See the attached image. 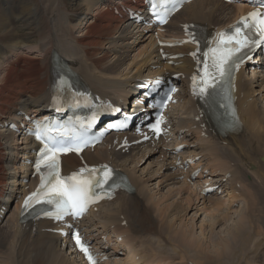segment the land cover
I'll return each instance as SVG.
<instances>
[{
  "label": "bare ground",
  "instance_id": "1",
  "mask_svg": "<svg viewBox=\"0 0 264 264\" xmlns=\"http://www.w3.org/2000/svg\"><path fill=\"white\" fill-rule=\"evenodd\" d=\"M0 1L4 4L0 5V11H2L0 19L7 21V24H4L5 22L0 20V123L4 118L15 119V114L23 107L45 100L48 92L47 80H52V77L48 75V60L52 51L72 60L73 67L78 74L102 99L109 98L116 101L129 88L139 85L140 82L155 76L181 73L182 77L178 79L181 94L178 97L179 100H185L181 106L184 111L181 115L175 114V117L178 116V120L173 123V136L174 133L177 135L181 131L185 133L184 138H187L188 133L194 136L193 141L199 143L202 151L208 153L207 156L213 161L209 167L211 173L220 174L215 175L217 178L213 182L222 180L227 169L230 168V164L236 166L233 170L236 176H231L228 179L230 182L225 184L228 186L225 193L227 199L212 198L209 206L204 209L202 207L199 211L203 210V213L208 214L209 219L215 218L213 223L209 221L211 223L209 227L213 228L218 226V220L220 221L222 216L230 213L229 209L240 201L243 203L242 211L240 212L238 209L232 212L238 211L240 218L236 225L234 224V228L229 226L226 229V237L217 236L215 239H211V236L208 241L200 242L193 238L192 231L184 228V225H178L177 221L174 223L168 221V218L171 217L178 219L179 212L177 211L180 208L186 212L193 208L197 188H185L184 191H177L176 195L187 194L184 202L176 203L173 213L166 214L162 211L161 215L160 208L167 211L173 205H164L165 197H161L157 202L150 201L147 198L148 191L146 195L144 179L137 174L138 171L141 173L144 171L139 169L140 166L137 167L138 163H135L134 171L128 168L129 163L134 161V158L132 159L134 151L150 147L151 152L159 153L162 148H165L167 152H161L160 170L169 169L165 174L169 176L163 177L164 183L160 180L156 184L159 186L171 185L179 177L177 172H172V161H168L173 147L176 144L192 147L195 142L189 144L186 140H181L178 143L175 141L172 147H165L162 145L163 140L149 135L134 138L131 134H121L109 137L102 143V145L106 144L103 147L97 146L78 156L63 157L61 167L64 174L78 170L85 165L109 164L115 169L121 170L135 188L132 194L119 193L116 200L107 204L111 205L107 210L102 208L101 215H99L100 206L95 208V213L90 215L96 219L99 229L112 231L113 234L110 237L114 238V242L117 244L114 246L117 249L114 246L111 247L112 249L108 248L111 238L105 239L104 235L106 234L103 232L97 233L96 236L90 235L91 221L89 219L84 220L81 224L86 239L94 242L93 247H99L107 254L108 252L112 253L104 264H109L111 257L117 256L118 249L122 247L125 248L127 255L125 258L123 257L124 260L120 264H174L176 255L181 261H186L187 254L191 252L195 255L193 262L198 264H264V217L257 215L263 214L264 210L254 211L252 217L258 216L255 220L251 218V214L246 215V210H249L250 206L264 204V168H262L264 167V156L259 159V163L262 161V164L257 165L260 166L261 173L254 163L251 164V161H247L245 170H241L237 164L239 162L237 159L240 157L253 159L251 158V147L248 144L251 145L254 140H249L246 129L252 130L251 134H257L256 140L258 139L259 143L262 142H260L261 139L264 140V106H259L257 100L254 101L257 94H261V100L264 99V78L262 76H255L253 73L250 77L242 78V70L238 71L235 86L236 103L242 122L239 128L241 133L234 135L223 128H217L213 140L203 141V137L208 135L214 127V116H212V122L206 121L204 118L199 120L200 109L204 110L202 104L206 98L201 99L193 93L189 94L187 89L190 85L189 80L192 81L193 68L196 65L195 60L190 56L193 47L185 45L165 50L171 55L176 53L181 55L176 65L168 66L167 59L161 60L158 55L159 48L153 33L142 36L137 31V38L132 39L134 28L102 8L98 0H64L58 3H51V0H28V5L33 10L22 9V11H18L17 17H14L10 10L12 9L13 12L16 10L14 2L12 3L11 0ZM5 9L7 11H4ZM246 10L247 7L244 5H228L218 0H193L170 20L165 27V32L158 33L156 37L165 40H179L185 35L186 26L190 24H199L211 30H220L228 27L238 15L243 14ZM44 13L45 15H43ZM145 42L146 46L141 47ZM136 47H140L137 55L133 58V61L136 59L139 63L137 68L136 70L134 68V74L129 70L124 74L126 77L120 79L116 75L117 69L126 63V69L128 66H132L133 61L130 59V54ZM144 66L147 68L145 69ZM252 78L255 80L254 83L249 81ZM130 82L132 83L130 84ZM256 107L259 110L263 107L262 113ZM177 108L174 106L170 114L174 115L173 111ZM13 138V133L0 127V209L7 208L5 203H7L8 197L5 198V195L10 178H14V186L17 187L10 190L13 193L9 199L11 203L16 200L18 195H26L36 185L28 173L24 174V169H26L24 165L20 167L17 165V161L23 156H26L23 157V160L32 158L28 154V141L18 142ZM138 139H140L139 142H137ZM197 139L201 142H198ZM121 142L126 143L124 148H120ZM222 143L227 145V148L223 146L222 148ZM199 154L200 152H196V155ZM6 155L11 156L8 158ZM143 156L144 154L141 158ZM151 157L152 155L146 161ZM251 166L256 167V170L255 168L252 170ZM182 177L186 179L187 174H183ZM246 177L252 178L246 179ZM20 178L21 181H19ZM158 178L162 177L155 179ZM250 179L251 181L248 182ZM28 180L29 182H27ZM239 187H246V189L244 192H240ZM180 197V200L177 201L181 202L183 199L182 196ZM151 198L154 200L152 196ZM21 203L22 199L15 204L11 214L14 217V229H11L8 238H11L12 248L16 245L17 262L14 261L13 253L12 261L9 263L20 264L19 259L22 258L21 264H81L79 259L73 256L72 251H67L69 240L63 236L66 231V222L40 219L20 224ZM204 203L205 201L202 202V204ZM222 203H225L226 206H223ZM153 208L156 209L150 213ZM195 208L197 209V205ZM96 212L99 214L95 215ZM131 213H136L138 216L132 220L128 216ZM8 216L5 217V220ZM5 222L2 227L0 226L2 229L0 236L7 234L3 229L8 226L9 222ZM151 226H154L155 234L153 235L157 236L161 246L164 243L173 247L172 251L177 253L175 256L173 255L174 257L160 256L159 250L151 252L144 244L141 246L151 255L136 254L135 241L152 234L146 230ZM202 227L200 225L199 230L203 236L206 234ZM147 246L150 249L153 248L149 243ZM3 251L7 252L6 245ZM25 256L30 257L33 261L28 262L26 258L25 262ZM3 259L4 262L1 263ZM5 260L6 258H0V263L4 264Z\"/></svg>",
  "mask_w": 264,
  "mask_h": 264
},
{
  "label": "snow or ice",
  "instance_id": "2",
  "mask_svg": "<svg viewBox=\"0 0 264 264\" xmlns=\"http://www.w3.org/2000/svg\"><path fill=\"white\" fill-rule=\"evenodd\" d=\"M178 0H152V15L160 22L166 23L168 16L178 10ZM186 32L189 40L195 43L199 49L200 40L192 31ZM264 45V0H260V10L253 11L242 17L233 26L230 32L217 33L213 46L207 47L198 58L196 52L191 53L197 63V71L192 76L193 95L201 99L220 96L219 106L229 109L230 123L235 126L238 122L234 109L231 108L230 86L234 79V72L244 63L245 59H251L249 55L257 47ZM160 82L157 81V84ZM228 85V89H225ZM172 88L166 94V98L155 105L163 108L171 99ZM227 101V103H225ZM96 119L95 116L92 117ZM160 119L151 124L150 128L157 135L160 134ZM91 127L89 121L87 127L83 124L71 134L61 130L58 135H52V126L47 122L35 125L34 135L43 147L40 149L35 164L36 171L40 174V185L24 201L23 208L27 210L34 205H47L48 210L43 214L62 220L65 216L78 218L87 211L90 204L97 202L113 176V170L107 165L99 168H81L68 176H62L60 172V155L70 151L77 154L88 145L87 129ZM119 185L114 182L109 190ZM99 190V191H98ZM76 246L84 254L89 264H96L89 247L84 244L79 234H73Z\"/></svg>",
  "mask_w": 264,
  "mask_h": 264
},
{
  "label": "rangeland",
  "instance_id": "3",
  "mask_svg": "<svg viewBox=\"0 0 264 264\" xmlns=\"http://www.w3.org/2000/svg\"><path fill=\"white\" fill-rule=\"evenodd\" d=\"M35 1V0H34ZM62 1H64V0H51V3H58V2H62ZM11 2L13 3H15L16 4V10H17V13H16V10L13 12L12 11V9H10L11 10V13L13 14V16L14 17H17V14H18V11H22V9H25V10H33V9H30V6L28 5V0H11ZM0 5H4V4H2V2L0 1ZM17 5H18V7H17ZM19 9V10H18ZM4 11H7L6 9L4 10ZM16 13V14H15ZM1 15H2V11H0V17H1ZM43 15H45V13L43 14ZM5 19V18H4ZM4 24H7V21L5 20V21H3V19H0ZM59 21H61V20H59ZM10 25L12 24V23H9ZM146 46V45H145ZM139 48V47H138ZM138 48L135 50V51H133L130 55V59L133 61V58L137 55V53H138ZM137 51V52H136ZM135 54V55H134ZM127 64V63H126ZM126 64L123 66V67H120V68H118L117 70V72L118 73H116V75H118V77H120V79H123L124 77H126L124 74H126V73H128L129 72V70H131L132 71V74H134L133 72L136 70V68H137V66H138V64L139 63H137V61H136V59H134V61H133V63H132V66H128V68L126 69ZM133 66H135V67H133ZM145 67V69L147 68V66H144ZM134 68H135V70H134ZM144 69V70H145ZM123 74V75H122ZM131 74V75H132ZM115 75V74H114ZM132 82H130V84H131ZM184 102V101H183ZM259 103V106H262L261 104V102H258ZM257 109H258V107H256ZM262 109H263V107H262ZM262 109H258V111L259 112H261L262 113ZM177 110H178V112H179V114H181V112L180 111H182V108H177ZM183 111H184V109H183ZM246 135L248 134L249 135V140H254L253 141V143L250 145V143L248 144L251 148H250V151H251V158H253V159H246V158H248V157H246L245 159L243 158V157H240L239 159H237V161H239L237 164L239 165V168L241 169V170H245L246 169V167H247V161H251V164H253L254 163V165L257 167V170L258 171H260V173H261V170H260V166H257V165H259V164H262V161L259 163V159H260V157H263L264 156V140L263 139H261L260 140V142L261 143H259V140H258V142H256L257 140H256V137H257V134H255V133H253V134H251V132H252V130H250V129H246ZM256 140V141H255ZM190 143H191V141H190ZM263 143V144H262ZM259 144H262V145H259ZM223 145V144H222ZM222 145H221V147H222ZM223 148V147H222ZM226 148H227V146H226ZM241 149V148H240ZM254 150H255V152H257V153H255L254 152ZM143 155V153L141 152V151H138L137 153H136V155L134 156V161H132V162H130L129 163V165H128V168H130L132 171H134L135 170V163L137 164H139V162H140V158H141V156ZM204 159V162H206V163H208L209 161H210V159H206L205 157L203 158ZM145 160H146V158H144V161L143 162H145ZM132 163V164H131ZM242 163V164H241ZM160 164H161V158H160V153H155L154 155H152V157H151V159L150 160H148V161H146L142 166H140L139 167V169L140 170H143L144 171V173H141L140 171H138V175L140 176V177H142L143 179H144V181L145 182H147L148 184H145V191H146V195H147V191H148V195H147V198L150 200V201H152V202H157L161 197H165V200H164V205H166V206H168V205H173L172 206V208H168L167 209V211H165L164 210V208H160L159 209V213L162 215V211L163 212H165L166 214H171V213H173L174 212V205L176 204V203H183L184 202V199L186 198V194L185 193H182L181 195H176V192L177 191H184V189H182L183 187H182V183H181V181L180 180H178L177 181V183L175 184V185H168V186H166V185H157L156 184V182H158V181H160V180H162V182L164 181L163 180V177H166V176H169V175H162V178H158V179H155L156 177H158V175H159V171H160V168H159V166H160ZM253 165V166H254ZM230 166V169L228 170V172H231V171H233L235 168H236V166H233V165H229ZM253 166H251V169L253 170L254 168H255V170H256V167H253ZM158 168V169H157ZM262 168H264V167H262ZM137 169V168H136ZM139 169H137V170H139ZM163 172V174H165V170H163L162 171ZM147 175H149V176H147ZM239 175V174H238ZM152 177H154V178H152ZM161 177V176H160ZM243 177V176H242ZM248 178H252V177H246V179H248ZM155 179V180H154ZM251 181V179L250 180H248V182H250ZM253 181V180H252ZM9 182H10V185H11V183L13 182V180H9ZM162 184V183H161ZM9 186V185H8ZM180 186V187H179ZM9 188V187H8ZM179 188V189H178ZM182 189V190H181ZM187 192H188V190H187ZM149 195H151L153 198H154V200H152V198H151V196H149ZM180 196H182V201L180 202V201H177V200H180ZM156 198V199H155ZM179 198V199H178ZM225 199H227V198H225ZM216 204H219V203H217V202H215ZM222 205L223 206H226V204L225 203H222ZM109 206H111V205H108V206H104V207H102L103 208V210H107L108 209V207ZM195 205H193V208L192 209H188L187 210V212L183 209V208H180V210H178L177 212H179L178 213V216H177V218L178 219H176V217H171V218H168V221H172V223H174V222H176L178 225L179 224H181L180 226H183L184 225V228H188V229H190L192 232H191V235L193 236V238H195V239H197V240H199L200 242H203V241H208V238L209 237H211V239H215L217 236H221V237H226L227 235V230L226 229H228L229 228V226L230 227H232V228H234V226L236 225V223H237V220H238V218H240V214H238L237 212L236 213H232V212H235L236 211V209L238 210H240V212L242 211V208H243V203L242 202H240L239 204H238V206H235V207H233V208H231V209H229V211H230V213H227V215L226 216H222V218H221V220L219 221L218 220V226H214L213 228H211V227H209V224H211V223H213L214 222V220H215V218H213V219H209L208 217H207V215L208 214H206V213H203V210L202 211H197L196 210V206L194 207ZM223 206H222V208H223ZM202 208V207H201ZM156 208H153L151 211H150V213H153V211L155 210ZM252 209V210H251ZM257 209H259V210H264V204H262V205H252V206H250L249 207V210H246V215H248L249 216V214H251L250 216H251V218H253L254 220L258 217V216H261V217H264V213L263 214H257L258 216H255V217H252L253 215H254V211L255 210H257ZM226 210H227V208H226ZM129 211H131V210H129ZM12 212H13V209L10 211V216H8L7 217V220H5L6 222H9L8 223V226H6L4 229H3V231L4 232H6L7 234L6 235H3V236H0V258H6V260H5V263L4 264H8V261H9V259H10V257L9 256H13V252L15 251V249H16V252H17V248H16V245L14 246V248H12V245L10 244V240H11V238H8L9 236V232L11 231V229L13 230L14 229V222H13V219H14V217H13V215H11L12 214ZM100 212V214L99 215H101L103 212L100 210L99 211ZM105 212V211H104ZM128 212V211H127ZM229 214V215H228ZM236 214V215H235ZM129 216V218L130 219H132V220H134V218L136 217V216H138V214H136V213H131L130 215H128ZM168 216V215H167ZM209 221H211V223H209ZM5 222V223H6ZM179 222V223H178ZM135 223V222H134ZM175 223V224H176ZM2 224H4V223H1V225ZM235 224V225H234ZM0 225V226H1ZM200 225H202L203 227H202V229H204V231H205V233L204 234H206V235H203L202 236V234L200 233V230H199V228H200ZM176 226V225H175ZM264 226V225H263ZM2 227V226H1ZM154 226H151V227H149L148 229H146L147 231H148V233H152V234H148L147 236H145L144 237V239H140L139 240V242H136V244H137V247H136V250L138 251V252H141V251H143V250H145L142 246H141V244H144V246L149 250V251H151V252H154V251H158V252H161V254H160V256H164V255H166L167 257L168 256H172V257H174L175 256V254H177V253H175L174 251H172V249H173V247L171 246H167V245H165L164 243H162V246H161V244L159 243V241H158V239H157V236L156 235H153V234H155L154 232H155V229L153 228ZM0 230H2V229H0ZM96 230H100V229H96ZM96 232H99V231H96ZM96 232H95V234H96ZM213 232V233H212ZM205 237H207V238H205ZM150 244L153 248L152 249H150V248H148V246H147V244ZM5 245H6V250H7V252H4L3 251V249L5 248ZM9 249H10V251H9ZM125 250V249H124ZM146 251V253L148 254V255H151L147 250H145ZM123 252V251H122ZM174 255V256H173ZM178 255H176V257L174 258V264L176 263V264H198L197 262H193V258H194V256L195 255H193V253L191 252L190 254H187V257H188V260H187V257H186V261H181L180 259H179V256L177 257ZM122 257H123V255H121V251H120V254H119V256H118V258H117V260L115 261V263H120V259H122ZM191 257H192V259H191ZM204 257V256H203ZM28 259V262H30V261H33L30 257H28V256H25V258H24V261L26 262V260ZM22 258H20L19 260H20V264H21V260ZM30 259V260H29ZM18 260V261H19ZM2 262H4V259L3 260H1V263ZM24 262V263H25ZM0 263V264H1Z\"/></svg>",
  "mask_w": 264,
  "mask_h": 264
}]
</instances>
